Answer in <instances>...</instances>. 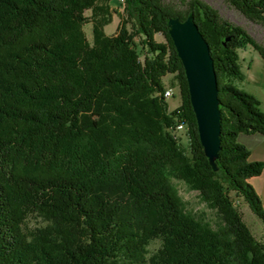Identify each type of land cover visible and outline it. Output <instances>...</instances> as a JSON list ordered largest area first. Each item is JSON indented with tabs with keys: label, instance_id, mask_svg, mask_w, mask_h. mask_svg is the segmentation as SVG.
Here are the masks:
<instances>
[{
	"label": "trees",
	"instance_id": "1",
	"mask_svg": "<svg viewBox=\"0 0 264 264\" xmlns=\"http://www.w3.org/2000/svg\"><path fill=\"white\" fill-rule=\"evenodd\" d=\"M100 1L0 0V264H264V242L233 197L264 223L250 182L264 161L238 141L264 133V111L234 84L245 78L239 49L264 59V44L204 0H182L183 9L126 0L109 34L111 8ZM225 1L264 25V0ZM192 13L218 77V170L170 34V18ZM169 76L181 95L174 109ZM180 123L188 148L174 134ZM176 181L216 210V226L187 209ZM31 216L44 224L30 228Z\"/></svg>",
	"mask_w": 264,
	"mask_h": 264
},
{
	"label": "rangeland",
	"instance_id": "2",
	"mask_svg": "<svg viewBox=\"0 0 264 264\" xmlns=\"http://www.w3.org/2000/svg\"><path fill=\"white\" fill-rule=\"evenodd\" d=\"M104 3L110 5L112 13V23L105 27V30L109 34H113L117 31L121 21V15L124 11V5L118 0H101ZM100 1V3H101ZM214 8L219 10L220 14L232 21L246 28L259 42L264 44V25L248 18L241 11L227 3L225 0H204ZM169 5L174 6L177 9H183L182 0H165ZM118 11V12H116ZM87 16H91V11L86 12ZM131 28V25H130ZM85 30L90 41H92V23L85 25ZM157 39L163 41L161 35L157 36ZM138 41V39H137ZM240 54V66L245 74L243 80H235L234 84L251 94H254L262 103L264 110V59L251 45L239 49ZM166 84L169 87L171 83V76L165 78ZM170 109L178 107L181 103V95L179 88L174 89V96L168 99ZM182 142L188 148L187 140L182 133ZM264 181V174L260 178ZM180 195L186 202V207L189 211L197 213L200 217L210 221L216 226L219 220L216 210L207 206L201 198L200 194L196 190H192L182 181H176ZM233 197L240 208L243 215V219L249 226L253 234L262 242H264V223L262 220L251 210L248 203L242 198L233 194ZM262 199V198H261ZM30 228L43 225L44 221L37 216H31L27 222ZM162 241L160 239L153 240L149 245L150 254L155 252L160 246Z\"/></svg>",
	"mask_w": 264,
	"mask_h": 264
},
{
	"label": "water",
	"instance_id": "3",
	"mask_svg": "<svg viewBox=\"0 0 264 264\" xmlns=\"http://www.w3.org/2000/svg\"><path fill=\"white\" fill-rule=\"evenodd\" d=\"M170 34L181 58L189 86L199 136L211 165L218 170L222 116L220 110L218 77L210 44L195 20L194 13L186 20L172 17Z\"/></svg>",
	"mask_w": 264,
	"mask_h": 264
},
{
	"label": "crops",
	"instance_id": "4",
	"mask_svg": "<svg viewBox=\"0 0 264 264\" xmlns=\"http://www.w3.org/2000/svg\"><path fill=\"white\" fill-rule=\"evenodd\" d=\"M263 109V108H262ZM264 111V110H263ZM238 141L245 145L251 152L250 160L251 161H264V133L256 134H240ZM264 172L256 177H253L250 182L255 187L256 191L262 198L264 204V181L260 180Z\"/></svg>",
	"mask_w": 264,
	"mask_h": 264
},
{
	"label": "built area",
	"instance_id": "5",
	"mask_svg": "<svg viewBox=\"0 0 264 264\" xmlns=\"http://www.w3.org/2000/svg\"><path fill=\"white\" fill-rule=\"evenodd\" d=\"M120 3H122L125 6L126 0H118ZM165 97L167 99L171 98L174 96V88H167V90L164 93ZM182 133L185 136L187 140V144L190 145L191 143V137L189 133V128L186 123H180L175 129H174V134L175 137L178 138L182 142Z\"/></svg>",
	"mask_w": 264,
	"mask_h": 264
}]
</instances>
